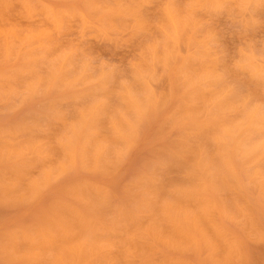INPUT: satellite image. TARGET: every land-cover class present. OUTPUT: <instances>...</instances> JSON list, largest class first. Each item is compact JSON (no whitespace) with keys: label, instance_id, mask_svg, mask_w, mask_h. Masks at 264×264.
I'll return each instance as SVG.
<instances>
[{"label":"clouds","instance_id":"9594fccd","mask_svg":"<svg viewBox=\"0 0 264 264\" xmlns=\"http://www.w3.org/2000/svg\"><path fill=\"white\" fill-rule=\"evenodd\" d=\"M58 2L62 6L54 8L50 0H26L30 13L42 17L29 35L43 33L45 39L18 37L26 54L22 70L30 79L17 103L27 94L26 105L58 117L71 102L80 117L57 138L66 164L59 179L39 187L32 181L27 203L38 206L50 185L67 176L119 165L156 115L169 110L203 146L191 171L198 206L190 219L177 221L180 239L170 249L180 258L160 264H256L252 250L264 246V39L254 37L264 30V0ZM9 7L11 0H0V11ZM222 19L238 36L234 52L221 43ZM99 37L124 45L127 59H102L90 43ZM182 39L186 55L177 54ZM162 76L173 85L167 97L154 87ZM174 101L192 110L182 112ZM34 155L39 153L23 145L0 146V163ZM19 186L15 177L0 183V189ZM142 211L153 209L145 202ZM63 220L57 213L47 234L34 236V252L22 257L10 247L9 259L0 264H120L96 261L111 249L93 239L94 221L86 222V235L68 244ZM56 244L63 245L59 252Z\"/></svg>","mask_w":264,"mask_h":264},{"label":"rangeland","instance_id":"374dc122","mask_svg":"<svg viewBox=\"0 0 264 264\" xmlns=\"http://www.w3.org/2000/svg\"><path fill=\"white\" fill-rule=\"evenodd\" d=\"M50 2L54 8L62 6L58 0ZM25 3L26 0H11V7L0 11V146L7 142L23 145L39 155L22 162L0 163V183L7 185L15 177L21 185L0 189V260L9 259L10 247L22 257L34 252L37 247L34 236L42 231L47 234L46 229L57 213L63 214L68 244L87 234L88 220L96 223L98 230L93 239L111 249L97 256L96 261L160 264L180 258L179 253L170 249L180 239L177 221L190 219L198 206V193L192 190L196 180L191 171L198 147L203 145L200 136H189L188 129L177 123L172 111L162 109L156 115L119 165L67 176L50 185L38 206L27 203L32 181L39 187L42 181L58 180L62 174L66 164L56 141L68 123L79 119L80 113L69 102L62 105L61 116H52L46 108L26 105L27 94L17 103L19 90L30 79V74L22 70L26 67V54L20 49L18 37L31 34L42 21V17L30 13ZM219 27L221 43L234 52L239 44L238 36L225 19L219 22ZM254 38L264 39V30L258 31ZM29 39L43 41L45 36L29 35ZM90 43L102 59L109 62L127 59L126 47L119 42L99 37ZM187 52L188 42L182 39L177 54ZM154 87L165 97L173 91L167 76L160 77ZM174 104L182 112L192 110L182 102L174 101ZM24 107L21 112H12ZM145 202L151 205L152 213L142 211ZM62 246L56 244L54 250L59 252ZM252 256L256 264H264V246L253 248Z\"/></svg>","mask_w":264,"mask_h":264},{"label":"bare ground","instance_id":"6f19581e","mask_svg":"<svg viewBox=\"0 0 264 264\" xmlns=\"http://www.w3.org/2000/svg\"><path fill=\"white\" fill-rule=\"evenodd\" d=\"M185 195H186V192H185ZM181 211V210H180ZM178 214V213H177ZM177 225V224H176ZM158 236V235H157ZM170 242V241H169ZM166 243V242H165ZM168 243V242H167Z\"/></svg>","mask_w":264,"mask_h":264}]
</instances>
